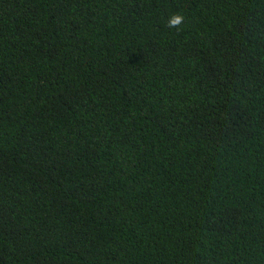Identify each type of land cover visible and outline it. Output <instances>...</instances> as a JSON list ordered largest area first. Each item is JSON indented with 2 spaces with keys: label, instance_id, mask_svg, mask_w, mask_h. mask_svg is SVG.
<instances>
[{
  "label": "trees",
  "instance_id": "obj_1",
  "mask_svg": "<svg viewBox=\"0 0 264 264\" xmlns=\"http://www.w3.org/2000/svg\"><path fill=\"white\" fill-rule=\"evenodd\" d=\"M0 264H264V0H0Z\"/></svg>",
  "mask_w": 264,
  "mask_h": 264
},
{
  "label": "clouds",
  "instance_id": "obj_2",
  "mask_svg": "<svg viewBox=\"0 0 264 264\" xmlns=\"http://www.w3.org/2000/svg\"><path fill=\"white\" fill-rule=\"evenodd\" d=\"M184 21V17L177 13L172 15L168 20V27L170 28H178L179 25H181Z\"/></svg>",
  "mask_w": 264,
  "mask_h": 264
}]
</instances>
